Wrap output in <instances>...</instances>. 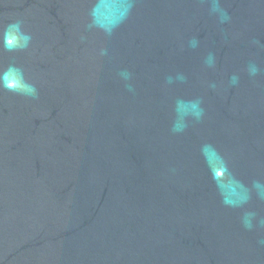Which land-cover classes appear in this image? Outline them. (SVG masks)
Segmentation results:
<instances>
[{
	"label": "water",
	"instance_id": "water-1",
	"mask_svg": "<svg viewBox=\"0 0 264 264\" xmlns=\"http://www.w3.org/2000/svg\"><path fill=\"white\" fill-rule=\"evenodd\" d=\"M0 264H264V0H0Z\"/></svg>",
	"mask_w": 264,
	"mask_h": 264
},
{
	"label": "clouds",
	"instance_id": "clouds-1",
	"mask_svg": "<svg viewBox=\"0 0 264 264\" xmlns=\"http://www.w3.org/2000/svg\"><path fill=\"white\" fill-rule=\"evenodd\" d=\"M11 27H18V24H15V25H11Z\"/></svg>",
	"mask_w": 264,
	"mask_h": 264
}]
</instances>
